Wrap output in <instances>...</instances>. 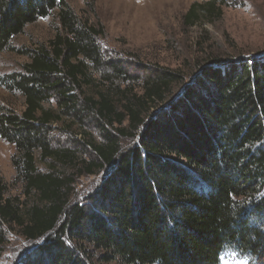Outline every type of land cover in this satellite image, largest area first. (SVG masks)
I'll use <instances>...</instances> for the list:
<instances>
[{"label": "trees", "instance_id": "1", "mask_svg": "<svg viewBox=\"0 0 264 264\" xmlns=\"http://www.w3.org/2000/svg\"><path fill=\"white\" fill-rule=\"evenodd\" d=\"M233 1L196 0L183 24ZM56 9L60 31L1 79L23 98L0 104V137L24 198L0 178V258L16 230L32 246L13 264H219L226 248L264 264V56H216L176 91L183 73L104 50L65 0H0V52Z\"/></svg>", "mask_w": 264, "mask_h": 264}, {"label": "rangeland", "instance_id": "2", "mask_svg": "<svg viewBox=\"0 0 264 264\" xmlns=\"http://www.w3.org/2000/svg\"><path fill=\"white\" fill-rule=\"evenodd\" d=\"M196 0H65L81 18L103 27L99 38L102 48L146 63L157 62L185 76L188 83L216 56L221 60L264 56V0H235L224 6L222 17L214 22H201L185 27L183 17ZM58 9L26 26L15 36L11 46L0 52V104L16 111L24 108L23 98L2 85V77L22 72L30 61L32 50L48 46L60 31ZM55 138L69 144L62 133ZM78 135L76 139H81ZM97 140L99 139L96 135ZM129 141L125 142V146ZM15 146L0 137V178L8 184V194L20 196L23 186L16 179L13 164ZM87 159L92 158L84 150ZM84 156V155H83ZM92 160V159H91ZM42 167V166H41ZM81 175L74 191V202H82L101 184L105 173ZM32 244L16 230L8 233V241L0 264H13ZM254 259L234 248H226L219 264H251ZM116 264V263H112ZM253 264V263H252Z\"/></svg>", "mask_w": 264, "mask_h": 264}]
</instances>
